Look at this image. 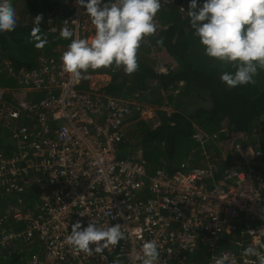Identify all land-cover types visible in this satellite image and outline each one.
Returning a JSON list of instances; mask_svg holds the SVG:
<instances>
[{
  "label": "built area",
  "instance_id": "2783aa9c",
  "mask_svg": "<svg viewBox=\"0 0 264 264\" xmlns=\"http://www.w3.org/2000/svg\"><path fill=\"white\" fill-rule=\"evenodd\" d=\"M160 3L161 9L171 5ZM65 6L73 11L64 24L73 39L91 40L95 28L86 9L77 0ZM61 55L42 57L38 68L21 69L16 87L0 88V123L13 145L0 154V261L141 264L137 256L143 242L155 239L158 264H200L189 258L199 247L208 254L206 264L224 254L228 264H244L243 250L259 247L264 237V144L256 129L225 155L212 142L215 135L195 128L197 165L182 163L171 174L151 170L138 148L120 150L129 142L125 128L138 96L112 97L88 84L83 88L89 76L72 79L63 71ZM8 92L44 96L8 108L3 102ZM77 220L85 227L90 221L122 224L127 239L88 256L65 243ZM20 223L24 227L16 232Z\"/></svg>",
  "mask_w": 264,
  "mask_h": 264
},
{
  "label": "trees",
  "instance_id": "16d2710c",
  "mask_svg": "<svg viewBox=\"0 0 264 264\" xmlns=\"http://www.w3.org/2000/svg\"><path fill=\"white\" fill-rule=\"evenodd\" d=\"M63 1L65 0H25L24 4L29 14L37 15L43 14L45 10H56L60 12L62 18L68 16L70 19L73 11L65 6ZM204 2L205 0H197L198 6ZM189 3L190 0H173L171 5L160 9L157 20L159 28L153 36L147 37L152 51L165 53L174 61L176 68L161 73L137 56L139 65L137 72L119 80L113 76L102 90L105 95L112 97H125L136 92L139 95L138 101L152 103L158 107L164 100L163 92L169 93L167 100L170 106H173V112L167 116L164 112L158 111L161 124L156 129L148 128L142 121L137 122L135 132L128 136L129 142L120 148L124 153L128 148H138L141 158L147 162L151 170L159 167L169 174L177 171L188 158L193 157V163L196 165L198 161L200 162L201 155L198 151L200 144L193 139L195 126L209 135L217 133L215 146L219 153L225 155L232 151L237 142L246 141L253 128L264 144V70L259 71L255 77V85L228 88L220 80V75L232 69L204 54V47L199 38L194 36V30L189 22L187 15ZM62 22L59 20L60 24ZM33 26L17 22L14 31L0 33V88L16 87L17 75L21 69L38 68L40 56L63 54L73 39L60 37L59 30L64 25H60L56 31H49L41 23L40 27L47 37V44L42 49H37L30 35ZM158 40H162L163 44H157ZM144 47L142 50L147 52L151 49ZM58 48L62 50L60 53L56 52ZM7 62L11 71L5 65ZM96 70L89 69L87 74L92 75ZM83 88H87V83ZM42 95L24 94V97L20 98L17 93H8L3 102L17 106L27 98L36 102ZM152 95L157 96L156 100H149ZM132 111L135 118L139 116V108L131 107ZM3 125L0 124V154L9 153L13 147L10 145V131ZM4 138L7 139V143L3 142ZM214 152L218 154L215 148ZM23 227V223H20V226L14 229L19 232ZM189 258L197 263L206 264L208 254L204 248L199 247ZM16 261L15 257L9 260L8 264H14Z\"/></svg>",
  "mask_w": 264,
  "mask_h": 264
},
{
  "label": "clouds",
  "instance_id": "9594fccd",
  "mask_svg": "<svg viewBox=\"0 0 264 264\" xmlns=\"http://www.w3.org/2000/svg\"><path fill=\"white\" fill-rule=\"evenodd\" d=\"M77 4L86 9L95 34L90 42L81 38L71 40L60 58L63 71L77 81L87 78L84 74L89 69L108 68L113 64L122 66L127 75L137 72V52L141 42L158 29L155 17L161 9L160 0H109L107 3L104 0H77ZM188 7L193 34L204 47V54L232 69L224 71L220 80L228 88L255 85V77L264 70V0H205L202 6H198L197 0H190ZM42 20L43 14L34 18L30 34L37 49L47 44V37L40 27ZM16 26L15 8L10 0H0V33L12 32ZM59 35L69 39L74 32L64 26ZM157 44L162 45L163 41L158 40ZM125 231V226L119 223L104 227L90 221L85 227L77 220L71 225L65 243L78 252L93 256L127 239ZM159 247L155 239L144 241L142 255H138L137 260L141 264H158ZM241 255L246 258L244 264H264V243L245 248ZM228 262V254L214 258V264Z\"/></svg>",
  "mask_w": 264,
  "mask_h": 264
},
{
  "label": "rangeland",
  "instance_id": "374dc122",
  "mask_svg": "<svg viewBox=\"0 0 264 264\" xmlns=\"http://www.w3.org/2000/svg\"><path fill=\"white\" fill-rule=\"evenodd\" d=\"M70 1L71 0H65V1H63V4L70 2ZM171 2H172L171 0H166V4H170ZM10 3L12 4V6L16 10L18 23L34 25V18L39 14H37V15H35L34 13L29 14V12H27L26 8H25V4H24L25 0H10ZM59 17H61V18H59ZM59 20L63 21L62 24L59 23ZM68 20H69V17L67 16V18H62V15L60 14L59 11L45 10V11H43V20L41 23L46 28L55 27L57 29V28H59L60 25H64L65 21H68ZM155 20H156V18H155ZM156 22H157L158 28H159V23H158V21H156ZM89 41H91V40H89ZM144 46L149 47L147 38H145L141 42V46L138 49L137 56H138V58L142 59L144 62L149 64L151 67L155 68V70L159 71L162 68H165L164 71L167 72L168 69L171 70V69L176 68L174 61L170 57H168L165 53L160 52V51H152L151 47H149V48H151L150 51L147 52V51L142 50L145 48ZM66 50L67 49H65V51ZM110 67H112L113 70L112 69L110 70L109 68L108 69L102 68V70H96V72L94 73L92 78L91 77L87 78L86 83H88V85L90 87H92L94 91L101 94V93H103L102 90L110 83L113 76H115L118 80L120 78H124L127 76V74H125V72L123 71L122 66L116 67L113 64ZM8 93H11V92H8ZM146 93H148V91ZM174 93H176V92H174ZM168 95H169V93L163 92L162 97L164 98V100L162 101V105L160 107H158L152 103L140 102L137 100V98L135 99L136 100L135 102L137 104L136 105L137 107H135V108H139L140 113H139V116H137L136 118H135V115L133 114V111L129 113L128 124L125 128V134H126L127 139L131 133L135 132V129H136L135 125L139 121L144 122L147 125V127L150 129H156L157 127L160 126L161 122L159 120V116H158L157 112L158 111L164 112L167 116H169V114L171 112H173V110H174L173 106H170V103H168V100H167ZM135 96H139V95L136 92H133V93H130L129 95H127L123 98L133 99ZM156 98H157V96L152 95L151 97H149V100L154 101V100H156ZM5 104H6V106H9L8 108H11L10 106L17 108L16 106L12 105L11 103H10L11 105H9L8 103H5ZM1 113H3V110H0V114ZM6 126L8 128L11 127L8 125H6ZM195 128H198V127L195 126L194 131H195ZM214 135H215L214 136L215 138L212 139V142H217V139H216L217 133H215ZM3 142L7 143V139L4 138ZM211 146H208V149L212 150ZM132 149H134V148H132ZM193 161H194V158H192V159L188 158V161H184L182 163H187L188 165L195 166L196 164H194L195 162L193 163ZM200 161H201V159H200ZM197 163H199V161ZM179 167H181V165ZM263 243H264V237H263ZM227 247L230 248L231 246L227 245Z\"/></svg>",
  "mask_w": 264,
  "mask_h": 264
},
{
  "label": "crops",
  "instance_id": "0c3cea01",
  "mask_svg": "<svg viewBox=\"0 0 264 264\" xmlns=\"http://www.w3.org/2000/svg\"><path fill=\"white\" fill-rule=\"evenodd\" d=\"M171 4H172V3H171ZM201 6H202V5H201ZM185 7H186V3H185ZM156 19L158 20V13H157ZM60 49H61V48H58V50H56V52L58 53L59 51H62V50H60ZM47 56H50V55H47ZM47 56H46V55H45V56H44V55H43V56H40L39 59H41L42 57H43V58H46ZM38 61H39V60H38ZM87 75H88V74H87ZM93 75H94V74H92V75H88V76L92 78ZM85 83H86V82H85ZM85 83H84V84H85ZM87 84H88V83H87ZM8 151H9V149H8ZM0 264H7V263H4V262L0 261Z\"/></svg>",
  "mask_w": 264,
  "mask_h": 264
}]
</instances>
